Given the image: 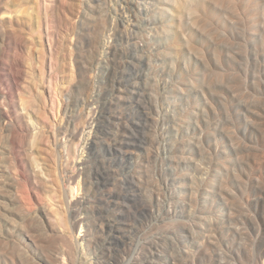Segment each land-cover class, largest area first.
<instances>
[{"label":"rangeland","instance_id":"obj_1","mask_svg":"<svg viewBox=\"0 0 264 264\" xmlns=\"http://www.w3.org/2000/svg\"><path fill=\"white\" fill-rule=\"evenodd\" d=\"M175 1L135 0L134 10L128 0H0L12 13L0 29V179L12 184L14 198L0 207V264H73L56 257L65 232L74 252L84 251L92 264L103 248L113 255L105 264H173L191 248L190 240H180L184 226L201 242H220L225 264H264V0H188L190 21L175 16L185 12V0ZM170 24L175 34L166 30ZM106 41L109 68L101 74ZM83 78L76 103L74 87ZM97 86L104 99L94 113ZM72 119L92 145L85 149L88 174L109 183L96 187L97 196L74 172L65 179L73 163L63 160L66 135L59 128L72 129ZM84 138L77 141L82 145ZM175 139L179 161L169 159ZM41 140L60 166L53 173L65 204L48 186L33 206L20 191L18 160L34 163ZM81 195L87 224L76 221L71 207ZM190 209L196 217L184 214ZM106 216L116 220L125 242L108 237V226L105 237L112 242L92 241L94 221ZM232 226L244 233L234 234ZM228 245L241 252L232 255Z\"/></svg>","mask_w":264,"mask_h":264},{"label":"bare ground","instance_id":"obj_2","mask_svg":"<svg viewBox=\"0 0 264 264\" xmlns=\"http://www.w3.org/2000/svg\"><path fill=\"white\" fill-rule=\"evenodd\" d=\"M13 1H17V0H13ZM38 2H40V1H42V0H37ZM25 2H27V1H25ZM33 2V1H32ZM188 0H185V1H183V5H182V7H183V9H185V12H183V13H180V14H177V15H175V16H179V18L181 19V20H186V21H190L191 19H192V13H191V11H190V8H188L189 7V4H188ZM128 3H130V4H132V7H133V9L134 10H136L137 9V4H136V2H135V0H128ZM176 3V1L175 0H173V4H175ZM24 5H26V4H24ZM196 5V4H195ZM194 5V6H195ZM164 6V5H163ZM14 7V6H13ZM48 11V10H47ZM49 13V12H48ZM65 14H67L66 12H64ZM12 15V13H11V11H4L1 7H0V29L2 28V26L4 25V23H5V20L7 19V18H9L10 20H12V17H10ZM68 15V14H67ZM139 16V15H138ZM37 17V16H36ZM55 19V18H54ZM90 19V18H89ZM48 20V19H47ZM50 20V19H49ZM62 20V19H61ZM41 21V20H40ZM52 21V20H51ZM85 21V20H84ZM45 22H47V21H45ZM54 22V21H53ZM63 22V21H62ZM142 22V21H141ZM46 24V23H45ZM55 24V23H54ZM53 24V25H54ZM62 24V23H61ZM38 25V24H37ZM51 25V24H50ZM42 27V26H41ZM48 27V26H47ZM53 27V26H52ZM193 27V26H192ZM16 28H19V27H16ZM60 28V27H59ZM63 28V27H62ZM41 29H43V28H41ZM50 29H51V27H50ZM89 29V28H88ZM40 30V29H39ZM52 30V29H51ZM50 30V31H51ZM59 30V29H58ZM116 30V29H115ZM166 30L168 31V32H171V33H174V31H175V29H174V26H173V24H170L168 27H166ZM17 31V30H16ZM41 31H43V30H41ZM46 31H47V29H46ZM48 31H49V29H48ZM52 31H54V30H52ZM3 32V31H2ZM23 32V31H22ZM40 32V31H39ZM52 34H54V33H52ZM52 34H51V36H52ZM175 34V33H174ZM50 35V34H49ZM41 38V37H40ZM52 38V37H51ZM16 39V38H15ZM52 41V40H51ZM54 42V41H53ZM49 43V42H48ZM52 43V42H51ZM59 43V42H58ZM33 44V43H32ZM51 45V44H50ZM52 46V45H51ZM55 48V47H54ZM109 48H110V44H109V42L108 41H106L103 45H102V49H101V52H100V54H99V57H98V68H99V70L101 71V74H105L106 73V71H107V69L109 68V62H108V58H109ZM53 49V48H52ZM189 53H190V51H189ZM190 55V54H189ZM43 58H44V56H43ZM45 59H43V61H44ZM44 64H45V62H44ZM51 68V67H50ZM52 69H54L53 67H52ZM73 69V68H72ZM75 70V69H74ZM44 72V71H43ZM42 72V73H43ZM53 72V71H52ZM79 72V71H78ZM76 73V72H75ZM72 74V73H71ZM74 74V73H73ZM78 74V73H77ZM100 74V75H101ZM45 75V74H44ZM74 76V75H73ZM78 76V75H77ZM184 76V75H183ZM182 76V77H183ZM45 77V76H44ZM83 77V76H82ZM101 77H102V75H101ZM197 77V76H196ZM50 78H51V76H50ZM49 78V79H50ZM74 78H76V77H74ZM86 78V77H85ZM52 79V78H51ZM51 79H50V81H51ZM187 79V78H186ZM197 79H198V77H197ZM42 80V79H41ZM72 80V79H71ZM43 82V81H42ZM74 82H75V80H74ZM177 82V81H176ZM195 82V81H194ZM43 84V83H42ZM49 84V83H48ZM56 84V83H55ZM17 85V84H16ZM54 85V84H53ZM85 85H86V83H85V79L83 78V79H81V84H77L76 85V87H74L75 88V99H76V103H78L79 101H80V94L82 93V90L84 89V87H85ZM99 85V84H98ZM46 86V85H45ZM50 86H51V88L53 87L52 86V84L50 85H47L46 86V90L50 93L49 95L52 97V92H51V88H50ZM57 86V85H56ZM66 86H68V85H66ZM44 87V86H43ZM66 88V87H65ZM69 88H70V85H69ZM53 90H54V88H53ZM73 91V92H74ZM95 92L93 93V95L91 96V100H90V102L93 104V105H96L95 107H94V109H95V112L94 113H97L98 111H97V109H99L100 108V106H101V104H102V100L104 99L103 98V96H102V91H101V88H98V86H97V89L96 90H94ZM55 92V91H54ZM204 93V92H203ZM56 95V94H55ZM53 96V98L54 97H56V96ZM20 96V95H19ZM46 97V96H45ZM4 98V97H3ZM52 98V99H53ZM59 98V97H58ZM8 100V99H7ZM45 100V99H44ZM2 101H3V99H2ZM48 101V100H47ZM59 101V100H58ZM52 102H54V101H52ZM60 102V101H59ZM58 102V103H59ZM3 103V102H2ZM27 103V102H26ZM57 104V103H56ZM55 104V105H56ZM87 104H89V103H87ZM53 106L54 105H52L51 107L53 108ZM57 106V105H56ZM59 106V105H58ZM75 107V106H74ZM90 107V106H89ZM61 107H59L58 109H60ZM25 109V108H24ZM51 109V108H50ZM92 109V108H91ZM91 109H89V110H91ZM56 110V109H55ZM53 111V110H52ZM59 111V110H58ZM104 111V110H103ZM91 113H92V111H90ZM89 112V113H90ZM2 113V112H1ZM90 113V114H91ZM104 113V112H103ZM3 114H5V112H3ZM53 114V113H52ZM56 114V113H55ZM93 114V113H92ZM59 115V114H58ZM104 115V114H103ZM30 116V115H29ZM71 116V115H70ZM76 116V114H74L73 115V117H75ZM31 117V116H30ZM54 117H55V115H54ZM73 117H71V118H73ZM103 117V116H102ZM70 118V119H71ZM100 118V117H99ZM55 119H57V116H56V118ZM97 119V118H96ZM58 121V120H57ZM75 121H76V119H72V122H73V124H72V129L70 128V130L69 129H64L63 127L62 128H59V129H61V132L62 133H65L64 135H66V143H65V146L64 147H66V154L65 155H63V160H64V162H66V164H68L69 165V162L70 161H72V163H73V169H70V172H68V173H65L66 175H65V179L66 180H68V177H73L74 175H71L70 173L71 172H74L77 176H80V177H83V178H85V180H86V184H87V189H88V191L89 192H91L94 196H97V190H96V187L98 188H101V186H99L100 184H102L105 188L106 187H108V185H109V183L106 181H96L99 177L97 176V175H95V177H93V174H88L89 173V171L87 170L88 168V166H86V155L85 154H87V153H85L86 151H85V149L89 146V145H91V142L88 140L89 138H87V137H85L84 138V135L85 134H87V133H85L84 134V132H85V130L86 129H84V126H77L76 124H75ZM94 121H95V119H94ZM63 122V121H62ZM95 123V122H94ZM54 124V123H53ZM177 124L179 125V123L177 122ZM24 125V124H23ZM27 125V124H26ZM56 125V124H55ZM92 125L95 127V124H93V121L91 122V127H92ZM98 125H99V122H98ZM90 126H88V130L89 131H91V129H90ZM97 126V125H96ZM12 127V126H11ZM51 127H53L52 125H51ZM23 128H25V127H22L21 126V129H23ZM26 128H29V127H26ZM47 129V128H46ZM49 129V128H48ZM56 129V128H55ZM99 129V128H98ZM18 130V129H17ZM57 130V129H56ZM93 130V129H92ZM52 131V130H51ZM60 131V130H59ZM96 131V130H95ZM92 133V132H91ZM113 133V132H112ZM52 134H56L55 133V130L52 132ZM90 134V133H89ZM94 134V133H93ZM83 135V136H82ZM95 135V134H94ZM104 135V134H103ZM102 135V136H103ZM87 136V135H86ZM101 136V135H100ZM79 137H80V140L79 141H81V137H83L85 140L84 141H82V145H81V143H79L78 141H77V138L79 139ZM89 137V136H88ZM92 138V137H91ZM95 138V137H94ZM97 140V139H96ZM114 140V139H113ZM96 142H98V141H96ZM98 144V143H97ZM32 145V144H31ZM82 147H81V146ZM81 148H80V147ZM92 146V145H91ZM81 149V152L80 153H78L77 151H79L78 149L79 148ZM26 148V147H25ZM63 148V147H62ZM95 148V147H94ZM179 148H180V143H179V141L177 140V139H175L173 142H172V144H171V155H170V157H169V159H171V158H173L174 159V161H179V159H182L183 158V156H180V155H177V152L179 151ZM91 149V148H90ZM93 149V148H92ZM38 150V153H39V156L38 157H36L35 158V162L34 163H32V164H30L28 161H27V158H26V160L24 159V158H22V157H20L19 158V160H18V170H19V176H20V178H21V180L23 181V184H22V189H20V191H21V193H24L25 194V199H26V197L28 198V200H25V202L27 201L28 202V205L29 204H31L32 205V203H34V201H36L37 203H40V199H41V196H40V188L42 187V188H45L46 189V187L48 186L49 187V189H50V191L49 190H47L48 192H56V194L55 195H58V197H59V199H58V201L59 202H61V203H63V204H65L66 202H65V196H66V192L64 191V188L61 186V185H59L58 184V182L56 181V178H55V175H54V173H53V168L54 169H56V168H59L60 166H59V164H57L56 163V160L54 161V159H53V161H52V159H51V157H52V154H51V151H50V149L48 148V147H46L45 145H43V142H42V140L40 141V144L38 145V149H36V151ZM64 152V151H63ZM184 154V153H183ZM38 155V154H37ZM89 155V154H88ZM87 155V156H88ZM97 156V155H96ZM103 156V155H102ZM186 157V156H185ZM91 158V157H90ZM89 158V159H90ZM165 160V159H164ZM34 161V160H33ZM88 161V160H87ZM92 161V160H91ZM90 162V161H89ZM88 163V162H87ZM43 165V167H41ZM67 165V166H68ZM99 165V164H98ZM11 166V165H10ZM67 166L65 167V168H67ZM72 166V165H71ZM97 166V165H96ZM181 166V165H180ZM1 167H3V165H1L0 164V168ZM37 167H39V168H41L42 169V171H39V170H37ZM61 167H62V165H61ZM78 169H80L78 172H76L75 171V169L77 170V168ZM89 167H90V165H89ZM95 167V166H94ZM70 168V167H69ZM68 168V169H69ZM108 168V167H107ZM13 169V168H12ZM11 169V170H12ZM106 169V168H105ZM111 169V168H110ZM109 169V170H110ZM199 169H201V172H204V173H207V174H209L208 173V169L206 168V167H203V168H199ZM3 170V169H2ZM113 170V169H112ZM15 171V170H14ZM88 171V172H87ZM92 171V170H91ZM104 171V170H103ZM108 170H106V172H107ZM114 171V170H113ZM116 171V170H115ZM16 172V171H15ZM44 172H45V177L44 176H42V174H44ZM118 172V171H117ZM186 172V171H185ZM96 173V172H95ZM100 173H101V171H100ZM10 174V173H9ZM119 174V173H118ZM16 175H17V173H16ZM66 176H68V177H66ZM76 176V177H77ZM101 176H102V173H101ZM104 176V175H103ZM112 176L113 175H111V178H112ZM183 176H186V175H184V174H181V177L183 178ZM177 177V176H176ZM180 177V176H179ZM109 178V177H108ZM107 178V179H108ZM202 178V177H201ZM5 179V178H4ZM17 179H18V177H17ZM80 179H82V178H80ZM96 179V180H95ZM200 179V178H199ZM84 180V179H83ZM19 181V180H18ZM19 182H21V181H19ZM84 182V181H83ZM202 182H203V184L204 185H208V181H207V177H203V179H202ZM141 183V182H140ZM191 183V182H190ZM20 184V183H19ZM19 184L17 185V186H19ZM46 186V187H45ZM139 186V185H138ZM12 187V184L10 183V182H5V181H2V179H0V207H2V208H4V205L5 204H7V202H11V201H14L13 199V197H12V195L9 193V188H11ZM184 187V186H183ZM14 188V187H13ZM18 188V187H17ZM77 188V187H76ZM80 188V187H79ZM78 188V189H79ZM181 188V187H180ZM191 188V187H190ZM189 188V189H190ZM12 189V188H11ZM71 189H72V187H71ZM73 189H74V191L72 190V193H74L75 191H76V189H75V187H73ZM107 189V188H106ZM146 189H148V187L146 186V185H141V190H144V191H146ZM16 190V189H15ZM18 190V189H17ZM46 190H44V191H46ZM191 190V189H190ZM11 191H13V190H11ZM67 191V190H66ZM139 191H140V188H139ZM69 192H70V190H69ZM106 192V191H105ZM190 192V191H189ZM12 193H15V192H12ZM21 193L19 194V196L21 195ZM33 193V194H32ZM70 194V198H71V196L73 197L74 195L73 194ZM76 193V192H75ZM78 193V192H77ZM85 193V192H84ZM107 194H110V192L108 191V192H106ZM176 193H178V192H176ZM17 194V193H16ZM23 194V195H24ZM142 194H143V192H142ZM189 194V193H188ZM204 194V193H203ZM205 194H206V192H205ZM27 195V196H26ZM43 195V194H42ZM90 195V194H89ZM106 195V194H105ZM150 195V194H149ZM208 195V194H207ZM18 196V194H17V196H15V198L16 197H19ZM53 196V195H52ZM86 195H81V197H79V198H75L76 200H74V199H72V200H74V201H72L71 202V204H72V206L71 207H74V216H75V218H76V221L78 222V223H83L84 221H85V223L87 224L88 222H87V219H88V217H89V215H88V213L86 212V208H85V203H86V197H85ZM88 196V195H87ZM109 196V195H108ZM178 196V195H177ZM21 197V196H20ZM113 197V196H112ZM154 197V196H153ZM152 197V198H153ZM197 197V196H196ZM207 197V196H206ZM57 198V197H56ZM99 198V197H98ZM110 198V197H109ZM177 198H179V197H177ZM18 200H20V198H17ZM44 199V198H43ZM64 199V200H63ZM88 199H90V198H88ZM95 199H96V197H95ZM102 199V198H101ZM105 199H107V198H105ZM16 200V199H15ZM98 200V199H97ZM189 200L190 201H193V195H191L190 196V198H189ZM44 201V200H43ZM43 201H41V204H42V202ZM70 201H71V199H70ZM69 201V202H70ZM90 201V200H89ZM100 201V200H99ZM110 201V200H109ZM17 202V201H16ZM65 202V203H64ZM113 202V201H112ZM151 202V201H150ZM19 203V202H18ZM37 203H36V205H37ZM88 203V202H87ZM99 203V202H98ZM35 204V203H34ZM45 204V203H44ZM62 204V205H63ZM91 204H92V202H91ZM12 205V204H11ZM18 205V204H17ZM23 205V204H22ZM28 205L25 203L23 206H21V207H23V209H26L24 206H26L27 207V209H29V207H28ZM30 205V206H31ZM61 205V204H60ZM59 205V206H60ZM191 205V204H190ZM33 206V205H32ZM31 206V207H32ZM42 206V205H41ZM45 206V205H44ZM65 206V205H64ZM90 206V205H89ZM152 206V205H151ZM155 206V205H154ZM153 206V207H154ZM178 206V205H177ZM180 206V205H179ZM20 207V208H21ZM63 207V206H62ZM188 207V206H187ZM199 207V206H198ZM6 208V207H5ZM4 208V209H5ZM8 208V207H7ZM43 208V207H42ZM51 208H53V207H51ZM51 208H50V210H51ZM65 208V207H64ZM88 208V207H87ZM155 208V207H154ZM153 208V209H154ZM196 208V207H195ZM26 209V210H27ZM44 209V208H43ZM44 210H47L46 208L44 209ZM67 210V209H66ZM0 211H1V209H0ZM3 211V210H2ZM6 211H7V209H6ZM29 211V210H28ZM27 211V212H28ZM32 211V210H31ZM52 211V210H51ZM55 212H57L56 214H58V211L59 210H54ZM94 211V210H93ZM105 211V210H104ZM154 211V210H153ZM243 211V210H242ZM45 212V211H44ZM65 212V211H64ZM92 212V211H91ZM106 212V211H105ZM1 213V212H0ZM4 213V212H3ZM25 213V212H24ZM52 213H54V212H52ZM95 213V212H94ZM93 213V214H94ZM120 213V212H119ZM71 214V213H70ZM180 214H182L183 215V211H182V213H180ZM186 216H190V217H196V210L195 209H190V210H188V211H186L185 213H184ZM206 214V213H205ZM2 215V214H1ZM5 215V214H4ZM55 215V214H54ZM95 215V214H94ZM57 215H55V217H56ZM59 217H61L62 215H58ZM57 216V217H58ZM64 216V215H63ZM237 216V215H236ZM58 217V218H59ZM95 217V216H94ZM102 217V216H101ZM120 217H121V215H120ZM114 218H116V217H114ZM185 218H187V217H185ZM7 219V218H6ZM57 220H60V218L59 219H57ZM61 220H63L62 218H61ZM75 220V219H74ZM118 220V219H117ZM249 220V219H248ZM95 224H96V233H95V231H94V233H95V236L92 238L93 240V242L96 244V245H99V246H102L103 247V245H105V244H107V243H110V242H112V241H106V237L108 236V235H105V233L107 232L106 230H105V228L108 226V227H110V234H109V236L108 237H114V236H117V237H120L124 242L126 241L124 238H123V234H122V231L118 228V226H117V222H116V220L115 219H113L112 217H110V216H106V217H104V218H101V219H96L95 221ZM93 222V223H94ZM76 223V222H75ZM80 223V224H81ZM89 223H90V221H89ZM171 223V222H170ZM239 223V222H238ZM120 224V223H119ZM172 225H173V223H171ZM175 224V223H174ZM188 224V223H187ZM83 225V224H82ZM81 225V226H82ZM257 225V224H256ZM174 227V226H173ZM95 228V227H94ZM91 229V228H90ZM62 230V229H61ZM208 230V229H207ZM230 230L234 233V234H238V235H242L243 233H244V230H243V228L242 227H238V226H232L231 228H230ZM65 231V230H64ZM63 231V232H64ZM67 231V230H66ZM184 232L182 233V235H181V238H180V240H181V242L184 244V245H187V240H190V243H191V248H189L188 246H185V248H183L182 249V251H181V253H179V254H177V255H175L174 256V258H173V264H209V262H210V258H213L214 260H215V264H225L223 261H222V257L224 256V254L225 253H227V252H223V251H221L222 249L220 248V242H218V241H215L214 239L213 240H211V239H209V240H207L206 242H201V241H199L198 239H197V237H196V235L194 234V232H193V228L192 227H186V226H184V230H183ZM69 232V231H68ZM206 232V231H205ZM66 233V232H65ZM65 233H64V246H63V248L62 249H60V251H58V253H57V255H56V257L57 258H60L61 259V257H63L65 260L66 259H69V260H71L72 262H74L73 264H92L93 262H92V260H89L88 258H87V256L85 255V252L83 251H81V250H78V248L76 249V253L74 252V246H73V243H72V241H71V238L69 239V236H71L69 233H71V232H69V233H67L66 235H65ZM215 234V233H214ZM230 234V233H229ZM106 236V237H105ZM128 236V235H127ZM238 237V236H237ZM162 238V237H161ZM86 239H87V237H86ZM85 239V240H86ZM89 239V238H88ZM87 239V240H88ZM111 239V238H110ZM86 240V241H87ZM113 240V239H112ZM92 241H90V242H92ZM118 241V240H117ZM121 241V240H120ZM233 241V240H232ZM245 244V243H244ZM94 245V244H93ZM173 245V244H172ZM171 245V248L173 247ZM207 246H210V247H212L213 248V253L211 254V253H209L208 252V249H209V247H207ZM95 247H97V246H95ZM105 247V246H104ZM221 247H223V246H221ZM224 248V247H223ZM227 248V247H226ZM228 248H229V250H230V252L232 253V255H235V254H239L240 252H241V246L239 247H234V246H229L228 245ZM99 250V249H98ZM226 250V249H225ZM178 251V250H177ZM180 251V250H179ZM178 251V252H179ZM98 253V252H97ZM97 257H98V261L96 262L97 264H105V261H106V259H112V257H113V255H112V252L108 249H105V248H103L102 250H101V252H99L98 254H97ZM62 258V259H63ZM63 259V260H64ZM96 259V258H95ZM64 260V261H65ZM92 263H91V262ZM66 262V261H65ZM137 263V262H136ZM234 263V262H233ZM69 264V263H68ZM95 264V263H94Z\"/></svg>","mask_w":264,"mask_h":264}]
</instances>
